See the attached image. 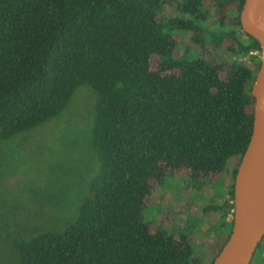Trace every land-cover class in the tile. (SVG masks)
<instances>
[{
  "label": "trees",
  "instance_id": "16d2710c",
  "mask_svg": "<svg viewBox=\"0 0 264 264\" xmlns=\"http://www.w3.org/2000/svg\"><path fill=\"white\" fill-rule=\"evenodd\" d=\"M243 1L0 0V142L54 120L81 86L96 95L86 194L61 230L9 240L17 264H204L189 237L144 212L168 176L212 183L232 164L226 197L204 209L222 217L212 264L231 229L260 65ZM256 251L264 264V238Z\"/></svg>",
  "mask_w": 264,
  "mask_h": 264
},
{
  "label": "rangeland",
  "instance_id": "374dc122",
  "mask_svg": "<svg viewBox=\"0 0 264 264\" xmlns=\"http://www.w3.org/2000/svg\"><path fill=\"white\" fill-rule=\"evenodd\" d=\"M183 42L185 46L187 40ZM213 57L236 60L220 50ZM250 57L239 60L252 66ZM95 99L90 87L81 86L54 120L0 142V264H17L10 239L28 237L36 230H61L75 217L97 170L89 143ZM231 170L232 164L212 183L168 176L155 186L145 218L170 234L189 237L193 257L207 264L224 237L218 226L222 217L204 209L226 197ZM231 220L228 215L226 221Z\"/></svg>",
  "mask_w": 264,
  "mask_h": 264
},
{
  "label": "water",
  "instance_id": "95a60500",
  "mask_svg": "<svg viewBox=\"0 0 264 264\" xmlns=\"http://www.w3.org/2000/svg\"><path fill=\"white\" fill-rule=\"evenodd\" d=\"M239 22L260 47V65L250 91L252 132L233 181L231 229L212 264H251L264 238V0H244Z\"/></svg>",
  "mask_w": 264,
  "mask_h": 264
}]
</instances>
